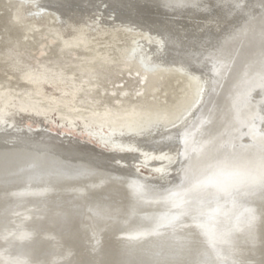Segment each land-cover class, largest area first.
I'll return each instance as SVG.
<instances>
[{
  "label": "bare ground",
  "instance_id": "6f19581e",
  "mask_svg": "<svg viewBox=\"0 0 264 264\" xmlns=\"http://www.w3.org/2000/svg\"><path fill=\"white\" fill-rule=\"evenodd\" d=\"M43 1L0 46V264H264V0Z\"/></svg>",
  "mask_w": 264,
  "mask_h": 264
},
{
  "label": "rangeland",
  "instance_id": "374dc122",
  "mask_svg": "<svg viewBox=\"0 0 264 264\" xmlns=\"http://www.w3.org/2000/svg\"><path fill=\"white\" fill-rule=\"evenodd\" d=\"M43 2H40V0H0V42H1L0 43V46H1L2 41H3V38L2 37L5 36L6 33L7 34H12L14 32L16 33V31L10 30L7 27L8 23L10 21L11 15L12 14H15V13L16 14L18 13L17 14L18 15V18L20 19V21H22L21 23H23V24L24 23L25 24H27V23L28 24L29 23H34L35 24V22H36V24L38 26L37 29H39V28L42 29V27L44 28L45 26H47V24H49L54 29H59V19L55 16L54 12L52 11V7H54L55 5L52 4V2H48V1H43ZM101 8H103V9H101ZM20 9H22V10H20ZM88 9H91V10L89 11ZM85 10H84L85 11L84 12L85 13V16H89V17H87L89 20H95L96 22H98V25H103V26L108 27V26H111V25H113L115 23H118L117 20H114V14L112 12H109V11L106 10V5L102 1H97L96 2V5H88ZM165 17H167L168 19H170V21H172L174 24H176L177 22L178 23L182 22L181 21V18L182 17L175 16L172 13L166 14ZM25 18H26V20H24ZM100 19H102V20H100ZM202 19L203 18H197L196 21H198V23H202L203 22ZM39 21H40V23L38 24ZM44 22H45V24H44ZM178 23H177V25H178ZM133 27H135V26H133ZM20 32H22V31H20ZM26 40L27 39H25V41ZM119 43H123V42H119ZM32 53L34 54L35 51H32ZM186 59H187V57L184 58V60H186ZM124 76L126 78L129 77L128 74H125ZM126 78L123 79V83L126 82ZM161 88L165 89V93L167 94L166 95V102L167 103L173 102L176 99V97L179 95V92L182 90V88H180V87L177 88L176 84H173L171 82V80H169V79H167L166 81H164V83L161 85ZM54 119L56 120L55 117H54ZM23 126H25V127H29L30 126V128L31 127L33 128V126H31L30 123L28 125H26V123H25V124H23ZM47 126H48L47 127L48 128V131H51V132H53V133H55L57 135H60L59 134L60 132H63V131L66 132V129H67V127L64 128V126H62L60 124L58 125L56 123V121L55 122H50ZM67 133L70 134L71 132L70 133L67 132ZM73 133H74V136L76 138L77 137L78 138L79 137L81 138V134H78L75 131H73ZM24 138H25V136L23 137V135L20 134L18 137L15 136V138L12 140V142L15 141V140L17 141L18 139H24ZM92 140L94 142H96L95 137H93ZM16 141H15V143H16ZM21 143H23V140L21 141ZM104 143H106V142H104ZM18 144H19V142H18ZM108 144L109 143H106V146L110 147V144L109 145ZM93 146H95V145H93ZM144 159H146V158H144ZM138 165H139L138 166L139 169H142L144 171L151 172V173L154 174V171H152L153 168H155L154 165L146 164V162H144V161L138 163Z\"/></svg>",
  "mask_w": 264,
  "mask_h": 264
},
{
  "label": "snow or ice",
  "instance_id": "6c2138e0",
  "mask_svg": "<svg viewBox=\"0 0 264 264\" xmlns=\"http://www.w3.org/2000/svg\"><path fill=\"white\" fill-rule=\"evenodd\" d=\"M259 183H260L261 188H262L261 196H262V199H264V177H262V179Z\"/></svg>",
  "mask_w": 264,
  "mask_h": 264
},
{
  "label": "clouds",
  "instance_id": "9594fccd",
  "mask_svg": "<svg viewBox=\"0 0 264 264\" xmlns=\"http://www.w3.org/2000/svg\"><path fill=\"white\" fill-rule=\"evenodd\" d=\"M262 177H264V172H262L261 174L257 175V176L255 177V179H256L257 182H260L261 179H262Z\"/></svg>",
  "mask_w": 264,
  "mask_h": 264
}]
</instances>
